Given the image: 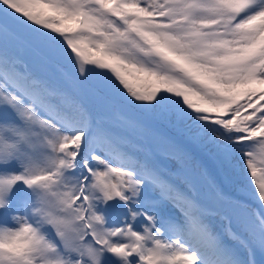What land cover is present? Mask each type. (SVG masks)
Instances as JSON below:
<instances>
[{"label":"snow or ice","instance_id":"snow-or-ice-1","mask_svg":"<svg viewBox=\"0 0 264 264\" xmlns=\"http://www.w3.org/2000/svg\"><path fill=\"white\" fill-rule=\"evenodd\" d=\"M17 30L65 59L66 79L94 78L239 167L264 208V0H0V213L15 222L0 225V264H255L264 211L206 172L207 199L177 186L121 128L10 55ZM159 147L188 160L175 141Z\"/></svg>","mask_w":264,"mask_h":264},{"label":"rangeland","instance_id":"rangeland-1","mask_svg":"<svg viewBox=\"0 0 264 264\" xmlns=\"http://www.w3.org/2000/svg\"><path fill=\"white\" fill-rule=\"evenodd\" d=\"M5 47V42L2 43L0 41V51H2ZM7 50L10 55L15 56L24 67V64L20 60V56L24 57L25 62L28 66L30 72L34 73L36 76L46 80L49 84L54 87H59L64 90H67L72 95L76 96L77 98L81 99L89 108L90 112L92 113L93 117L96 116L100 111L102 114V121L109 125L110 117L107 115V111L109 108L113 109H121L123 106L119 104H111L114 101H120L118 98L107 96H102L99 101L98 98L93 95L92 87L90 86V81L95 83L94 78H89L88 80H83L79 83H73L72 81L65 78L64 73L70 70V65L67 61L63 58H54L49 54V51L46 47L41 48L43 53H34L29 50H23L16 52L15 46L9 45L6 43ZM46 73H50L47 75ZM38 74V75H37ZM40 74V75H39ZM43 76V77H42ZM55 81L57 83H55ZM74 86L71 89L72 84ZM68 85V87L66 86ZM69 90H68V89ZM264 103V102H262ZM251 111V110H249ZM127 115L132 118V113L128 110ZM158 116V115H157ZM160 117V116H159ZM163 120V117H160ZM169 124L168 120H166ZM118 124V123H117ZM119 125H123L122 122H119ZM171 128V127H170ZM174 127H172L173 129ZM129 135H134L136 133L135 128H128L127 129ZM127 135V134H126ZM129 135H127L129 137ZM132 141V144L129 148L130 151H133L137 145L143 148V151L146 152V145L147 143H141V140H138L134 143V141L129 137ZM185 140H189L190 145L194 148H183L184 151L188 154L187 161L178 160L175 157H169L167 153L163 152L161 149H155V157H152L155 162L159 165L160 163L166 164V170H163L164 174L169 178L172 182H174L177 186L181 188H192L195 186V190L200 195L202 199L208 198V191L205 180L201 177L202 172H206L207 176L214 180L216 185L222 189L224 192L226 191L227 195L233 197H239L243 200V197H252L255 198V193L250 192L247 189H254V185L248 183L250 180V176H242L239 174V167L235 170L233 168H225V177L226 182L223 185L218 178L212 173L210 168L208 167L207 162L203 159L200 160L198 156V152H202L203 155H212L210 151L205 148L204 146L193 143L187 136L184 135ZM197 151V152H196ZM242 167V165H240ZM244 185L242 189L241 185ZM256 199V198H255ZM244 201V200H243ZM264 211V208H262ZM23 215V209H20L18 213ZM213 223L216 227H222L224 220L222 221L219 216H214L212 218ZM0 225L6 226H15V222L11 220L9 216L7 219L0 218ZM140 225L136 226L139 228ZM235 226V225H234ZM236 227V226H235ZM241 239H246V237L241 233ZM226 244L233 248L241 259H245L247 257L246 250L240 245L238 241L229 240L227 237L225 238ZM261 256L264 258V253H261L257 250Z\"/></svg>","mask_w":264,"mask_h":264},{"label":"trees","instance_id":"trees-1","mask_svg":"<svg viewBox=\"0 0 264 264\" xmlns=\"http://www.w3.org/2000/svg\"><path fill=\"white\" fill-rule=\"evenodd\" d=\"M0 41H2V43L5 42L3 37H0ZM6 43L9 45L15 46L17 51L29 50L34 53H43L41 48L45 47L43 44L33 39L30 33H27L23 30H17L16 35L13 37H10ZM47 75H50V74H47ZM55 83L57 82L55 81ZM66 86L68 87V85ZM73 88L74 86L72 84L71 89ZM95 96L98 97L96 94ZM127 111L128 109L125 107L119 110L109 108L107 111V115L110 117L109 125L116 127V128H121L127 135H129L127 131L128 128H123V125H119V122L128 121V120L135 121L137 124V127H135L136 133L134 135H129V137L134 141V143L141 139L143 142L144 140L151 138L153 142L155 143V145L160 149L159 147L160 140L162 138H168L169 140L178 142L182 147H185L187 149L188 148L194 149L188 142L184 141L181 137H178V132H170L160 127L159 125L153 122H150L146 119H143L135 114L132 115V118H130L127 115ZM198 156L200 160L202 161L203 157L200 154V152H198Z\"/></svg>","mask_w":264,"mask_h":264}]
</instances>
